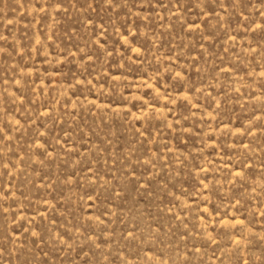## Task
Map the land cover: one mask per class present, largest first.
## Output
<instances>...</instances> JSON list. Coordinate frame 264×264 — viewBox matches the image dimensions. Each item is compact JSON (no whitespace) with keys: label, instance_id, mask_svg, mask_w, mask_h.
Masks as SVG:
<instances>
[{"label":"rangeland","instance_id":"obj_1","mask_svg":"<svg viewBox=\"0 0 264 264\" xmlns=\"http://www.w3.org/2000/svg\"><path fill=\"white\" fill-rule=\"evenodd\" d=\"M0 264H264V0H0Z\"/></svg>","mask_w":264,"mask_h":264}]
</instances>
